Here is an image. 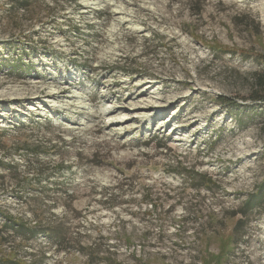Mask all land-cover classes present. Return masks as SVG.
Instances as JSON below:
<instances>
[{
  "label": "rangeland",
  "instance_id": "374dc122",
  "mask_svg": "<svg viewBox=\"0 0 264 264\" xmlns=\"http://www.w3.org/2000/svg\"><path fill=\"white\" fill-rule=\"evenodd\" d=\"M263 67L264 0H0V264H264Z\"/></svg>",
  "mask_w": 264,
  "mask_h": 264
},
{
  "label": "trees",
  "instance_id": "16d2710c",
  "mask_svg": "<svg viewBox=\"0 0 264 264\" xmlns=\"http://www.w3.org/2000/svg\"><path fill=\"white\" fill-rule=\"evenodd\" d=\"M18 10L26 11L28 9V5L26 4H18L16 6ZM253 105L256 106V126L262 136H264V67L261 70L254 71L250 74V91L249 96L247 98ZM224 102V100H223ZM200 185H203L205 189L210 190V185H214V182L210 178L205 176H199ZM150 203H153L151 200ZM264 204V181L257 188V190L249 195L247 199L243 202L239 215L246 216L248 212L252 211L255 208H259ZM154 207V206H153ZM181 226H184L185 222L183 220L180 221ZM16 228H13V227ZM14 226H10V229H15L16 233L22 234L24 226L21 224H14ZM35 226L29 229L31 233V239L38 233L43 234L46 238L50 239L53 243L60 245L61 243L66 241V229L62 224H47L45 227ZM127 243V241H125ZM77 252L85 255L89 260L97 259L102 261H107V264H116L110 260H106L103 258H99L98 252L94 251V249H88L85 252V248L80 246L77 249ZM3 264H21L14 260H4ZM25 264V263H22Z\"/></svg>",
  "mask_w": 264,
  "mask_h": 264
},
{
  "label": "bare ground",
  "instance_id": "6f19581e",
  "mask_svg": "<svg viewBox=\"0 0 264 264\" xmlns=\"http://www.w3.org/2000/svg\"><path fill=\"white\" fill-rule=\"evenodd\" d=\"M41 92V91H40Z\"/></svg>",
  "mask_w": 264,
  "mask_h": 264
}]
</instances>
